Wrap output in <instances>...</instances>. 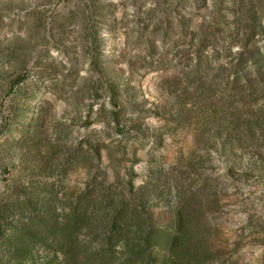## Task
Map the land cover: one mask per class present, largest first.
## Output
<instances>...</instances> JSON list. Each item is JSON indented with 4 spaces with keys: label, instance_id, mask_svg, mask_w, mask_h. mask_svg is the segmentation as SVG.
Listing matches in <instances>:
<instances>
[{
    "label": "rangeland",
    "instance_id": "1",
    "mask_svg": "<svg viewBox=\"0 0 264 264\" xmlns=\"http://www.w3.org/2000/svg\"><path fill=\"white\" fill-rule=\"evenodd\" d=\"M125 205L160 263L264 264V0H0V264Z\"/></svg>",
    "mask_w": 264,
    "mask_h": 264
},
{
    "label": "trees",
    "instance_id": "2",
    "mask_svg": "<svg viewBox=\"0 0 264 264\" xmlns=\"http://www.w3.org/2000/svg\"><path fill=\"white\" fill-rule=\"evenodd\" d=\"M109 204L113 205L114 203L111 201ZM126 206H122L119 210L116 209V206L112 207L115 209L112 211L110 222L107 223L109 233L101 243L100 250L87 254L85 252L80 253L79 249H82V247L78 245L75 238L76 232L80 230L78 226L80 223L85 222V219L83 216H81L82 218L77 216L76 212L72 217L69 215L66 218L67 221H65L64 227H60V231L64 230L60 250L66 262L68 264H84L85 261L87 264H163L151 251V247L157 240L156 228L153 226L145 230L146 217L139 213L137 209H130ZM43 225L45 226V224ZM134 229L140 231V235L143 237L140 245L129 243ZM94 230H96V227H94ZM175 241L173 237L171 243L174 244ZM122 242L126 247L127 256L122 260V263H119L120 259L116 257L115 248ZM82 251L84 250L82 249ZM82 258H85V261Z\"/></svg>",
    "mask_w": 264,
    "mask_h": 264
}]
</instances>
